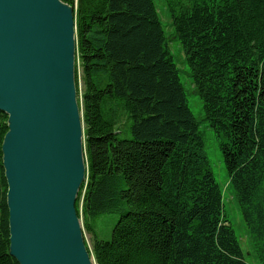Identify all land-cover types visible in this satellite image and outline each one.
<instances>
[{"label": "trees", "instance_id": "obj_1", "mask_svg": "<svg viewBox=\"0 0 264 264\" xmlns=\"http://www.w3.org/2000/svg\"><path fill=\"white\" fill-rule=\"evenodd\" d=\"M73 7L85 180L75 200L94 264H247L223 211L200 123L264 264V0H61ZM177 41L196 118L169 48ZM0 264L9 254L1 144ZM117 215L108 240L89 220Z\"/></svg>", "mask_w": 264, "mask_h": 264}, {"label": "water", "instance_id": "obj_2", "mask_svg": "<svg viewBox=\"0 0 264 264\" xmlns=\"http://www.w3.org/2000/svg\"><path fill=\"white\" fill-rule=\"evenodd\" d=\"M0 111L9 254L18 264H94L75 209L86 170L69 4L0 0Z\"/></svg>", "mask_w": 264, "mask_h": 264}, {"label": "rangeland", "instance_id": "obj_3", "mask_svg": "<svg viewBox=\"0 0 264 264\" xmlns=\"http://www.w3.org/2000/svg\"><path fill=\"white\" fill-rule=\"evenodd\" d=\"M157 12L160 16L162 24L165 26L166 32L170 31L167 27L168 20L166 12L164 10L163 0H154ZM169 48L173 57V61L176 63L179 69V79L186 91V101L189 109L196 118H199L202 114L201 102L198 96L191 92V84L189 77L186 74L187 66L183 59V53L180 50L177 41L172 40L169 44ZM200 131L204 134L205 139V152L208 158L209 165L211 167L213 176L222 190L223 211L229 221L234 233L240 244V248L243 252L244 259L247 264H259L257 258L253 252L252 243L250 239V233L246 227L238 203L233 199V189L229 185L226 169L223 164L222 156L218 148V144L215 140L214 133L205 123H200ZM117 215L113 213L98 214L89 220L92 230L96 233L97 237L102 240H108L111 237V231ZM81 222V220H80ZM85 244L90 247L91 233L83 231Z\"/></svg>", "mask_w": 264, "mask_h": 264}, {"label": "bare ground", "instance_id": "obj_4", "mask_svg": "<svg viewBox=\"0 0 264 264\" xmlns=\"http://www.w3.org/2000/svg\"><path fill=\"white\" fill-rule=\"evenodd\" d=\"M84 162H85V159H84ZM84 180H85V178H84ZM79 191V190H78ZM78 193V192H77ZM77 197V196H76Z\"/></svg>", "mask_w": 264, "mask_h": 264}]
</instances>
